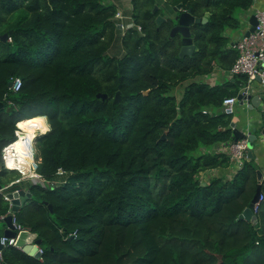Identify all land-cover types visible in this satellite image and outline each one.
<instances>
[{
    "label": "trees",
    "instance_id": "1",
    "mask_svg": "<svg viewBox=\"0 0 264 264\" xmlns=\"http://www.w3.org/2000/svg\"><path fill=\"white\" fill-rule=\"evenodd\" d=\"M130 1L124 27L111 0H0V35L10 31L0 38V185L19 176L3 165V145L25 149L37 134L36 170L47 180L66 172L61 183H29L14 212L42 258L8 244L0 264H264L254 155L231 176L201 179L235 164L213 147L233 139L222 100L247 79L200 77L229 70L237 52L226 30L253 0ZM177 3L206 16L190 25L197 49L183 56L167 11ZM258 182L253 222L241 213ZM8 210L0 190V217Z\"/></svg>",
    "mask_w": 264,
    "mask_h": 264
},
{
    "label": "built area",
    "instance_id": "2",
    "mask_svg": "<svg viewBox=\"0 0 264 264\" xmlns=\"http://www.w3.org/2000/svg\"><path fill=\"white\" fill-rule=\"evenodd\" d=\"M161 1V0H160ZM256 16V24L254 25L253 30L248 34L241 35L236 38L232 46L235 48L237 54L236 57L229 68L230 74H244L246 75V83L240 87L239 93H241V98L239 100L245 101L247 104H252L251 102V91L254 89L252 86L253 83H258L261 88L262 93L258 95L260 114L264 116V8H256L254 11ZM249 27V26H248ZM247 27V28H248ZM9 38V37H8ZM21 85V80L19 77H15L11 84L10 88L12 90H17ZM257 88V89H258ZM238 100L237 95L225 96L222 100V108L225 112H233V104ZM262 126H264V119L261 121ZM21 131L18 126L15 129V135L17 137V132ZM246 134L250 132H245ZM13 142H8L3 145L1 150V157L3 165L8 169H15L19 172V176L15 178L13 182H19L21 179L27 178L32 182H37L43 185H52L56 184L61 180L60 176L64 175L66 172L63 169L57 171V177L52 180L45 179L37 170H36V161L35 166L32 170H28L27 173H24L22 169L19 168H10L7 164L8 157L13 151ZM248 146V135L238 138L236 141L229 140L227 143L222 145V148L217 149L227 153L232 161H234L238 166L242 163L244 158H247ZM6 187V186H5ZM0 190L3 191V186L0 187ZM4 192V191H3ZM4 198L8 200V197L4 193ZM263 198L262 193H260L258 201L254 204L253 212L257 210V206L260 200ZM9 201V200H8ZM9 207L11 208V203L9 202ZM3 217V215H2ZM12 224L14 230L18 231L21 229H28L27 227L21 225L16 221L14 213H12ZM15 237H8L5 235L0 236V259L2 258V247L8 244H14ZM34 251L38 253V258H42L43 249L38 243H33ZM22 248V247H21ZM36 257V256H35Z\"/></svg>",
    "mask_w": 264,
    "mask_h": 264
},
{
    "label": "water",
    "instance_id": "3",
    "mask_svg": "<svg viewBox=\"0 0 264 264\" xmlns=\"http://www.w3.org/2000/svg\"><path fill=\"white\" fill-rule=\"evenodd\" d=\"M158 7L157 4L154 5L153 11ZM173 14L172 18L174 20V24L170 28V34L173 35L174 33L178 32L181 35V45L179 48V56H183L185 54H191L193 50L197 49L195 44L193 43V38L191 36L190 31V25L194 22H198L200 20H206V16L201 18L198 16H194L190 8L188 9H182L181 3H177L175 6H173ZM165 20V17L161 14H158L156 16V21L160 23V21ZM256 16L254 13H252L249 16V27L245 30V34H248L251 30H253L254 25L256 24ZM9 32H3L0 35V38L5 39ZM11 84V82H9ZM98 95H101L102 97H105V93H97ZM237 98H241V93L237 94ZM119 99V91L116 92L114 100ZM252 105H257L258 103L254 102V99L252 98ZM2 106V103L0 102V107ZM231 125H233V122H231ZM256 130V129H255ZM43 133V132H42ZM232 134H233V141H236L240 137H244L248 135V146L249 149L247 150V155L251 156L252 153V146L254 142L262 141L264 138V126L260 128V135L254 133H248L246 134L241 129H238L235 126H232ZM162 137H164V134H162ZM262 139V140H261ZM257 179L260 180L262 177V170L258 168L257 170ZM12 188L3 187V191L5 192L6 196L8 197L9 202L11 203V209L12 210H18L19 207L23 204V202L31 196V192L29 188L19 185L17 182L13 184ZM1 187V185H0ZM7 189V190H6ZM261 193V184L260 182L256 185V190L254 195L252 196L248 206L244 208L241 215H243L246 218H251V220L254 222L256 220V214L253 212L254 204L258 201L259 196ZM48 206L51 208V204H48ZM2 219L6 222L7 227L4 229L3 234L8 237H15L14 245L18 247H22L23 250L29 252L30 254H33L34 256H38L37 252H33L34 249H30L31 243H40V238L37 237V233L21 229V230H14L13 224H12V214L8 213L2 217ZM1 247V244H0ZM2 264H7L5 262H2Z\"/></svg>",
    "mask_w": 264,
    "mask_h": 264
},
{
    "label": "crops",
    "instance_id": "4",
    "mask_svg": "<svg viewBox=\"0 0 264 264\" xmlns=\"http://www.w3.org/2000/svg\"><path fill=\"white\" fill-rule=\"evenodd\" d=\"M113 2H115L118 5V10H120L122 12L121 17H119V21L121 23H127V24H131V15L129 13L128 10H122L121 5L123 4V0H111ZM256 8H264V0H253L252 5L246 9V10H242L239 13L240 18H242L241 20H243L244 22H246V25L235 29L232 28H228L226 30V33L229 34L230 36V44L233 43V41L240 37L241 35L244 34L245 30L247 29V27L249 26V16L254 13ZM169 12V14H173V9L171 10H167ZM231 74L229 73V71H223L220 69H214L209 75L204 76L203 79H205L207 83L209 84H214L217 82L222 81L224 78H228L230 77ZM252 86L254 87V89L251 91V101L252 98L254 99L255 103H258L257 105H250L247 104L245 101H241V100H237L235 104H233V112H232V121L233 125L237 127L238 129H241L244 132H250V133H254L255 129L258 130L261 128L262 124L261 121H263L264 116H262L260 114V104H259V98L258 95L262 93L261 88L259 87V84L253 83ZM258 88V89H257ZM45 117H47L46 115H44ZM20 121V120H19ZM18 122V121H17ZM18 126V125H16ZM18 128H20V126H18ZM48 128H49V124H48ZM47 128V129H48ZM19 132V131H18ZM17 132V134H18ZM256 133V132H255ZM258 135V134H257ZM18 138V135L17 137ZM262 140V139H261ZM16 141V140H15ZM226 142H220L219 144H217L216 146L213 147L214 150L220 149L222 148V145L226 144ZM18 147L16 148V153L18 154V156L20 157V161H31V157H33L35 155V149L32 147V144L29 145L27 148H25L24 153H23V146L17 145ZM224 152V151H223ZM252 153L255 157L256 163L258 164L259 168L262 170V174H264V138L262 141H258V142H254L253 146H252ZM33 161V160H32ZM32 163V162H31ZM239 166L235 163L231 166H228L226 168H211L208 170H205L202 172V176L201 179L202 181H207L208 177L211 175H225V176H231L236 169ZM14 168V167H12ZM31 170V169H29ZM13 180L6 182L5 184H3V187H7L8 188H12V186H14L13 184L15 182L12 183ZM32 181L30 179L24 178L21 179L19 182H17L18 184H20L21 186L27 187V185L29 183H31ZM28 188V187H27ZM6 189V190H7ZM5 193V192H3ZM22 206V205H21ZM20 206V207H21ZM19 207V208H20ZM17 211V210H16ZM15 210H12L9 207L8 213L12 214L14 213ZM7 213V214H8ZM7 227L6 222L2 219V217H0V236L4 235L3 231L4 229ZM29 230V229H27ZM31 231V230H30ZM34 245L31 243L30 245V249H34ZM29 253V252H28Z\"/></svg>",
    "mask_w": 264,
    "mask_h": 264
},
{
    "label": "rangeland",
    "instance_id": "5",
    "mask_svg": "<svg viewBox=\"0 0 264 264\" xmlns=\"http://www.w3.org/2000/svg\"><path fill=\"white\" fill-rule=\"evenodd\" d=\"M121 7H122V10L124 11V10H128V11H130V9L132 8V4H131V1L130 0H123V4L121 5ZM241 11H239V12H237V16H238V14L240 13ZM121 15H122V12L120 11V10H118L117 9V12H116V14H115V17H117V18H119V17H121ZM131 18H132V16H130ZM239 18H240V16H239ZM242 18H240V20H241ZM121 25V24H120ZM123 25H124V27L126 26V23H123ZM128 25H130V23L128 24ZM245 26L246 25V22H244L243 20H241V24H240V26L239 27H241L242 28V26ZM122 26V25H121ZM121 51H119V50H117V47L116 48H112L111 50H110V53H116V55H119V53H120ZM123 52V51H122ZM202 80H204V81H206L205 79H203L204 78V76H202V77H200ZM181 91H182V87L181 86H178L177 88H176V93L178 94V96L180 95V93H181ZM262 127V126H261ZM255 132H256V134H259L260 135V129H258V130H255ZM40 134V133H39ZM38 135V134H37ZM36 135V136H37ZM36 136H35V138H36ZM35 138L33 139V145H32V147L35 149V147H34V142H35ZM23 150H25V149H23ZM34 157V156H33ZM34 159V158H33ZM15 170V169H14ZM17 171V170H16ZM10 173H15L16 174V172L14 171V172H12V171H10ZM19 173V172H18ZM263 175V174H262ZM65 176H66V174H64V175H62V176H60V179H62V180H58L59 182L58 183H61V182H63L64 181V178H65ZM228 176V175H227Z\"/></svg>",
    "mask_w": 264,
    "mask_h": 264
},
{
    "label": "bare ground",
    "instance_id": "6",
    "mask_svg": "<svg viewBox=\"0 0 264 264\" xmlns=\"http://www.w3.org/2000/svg\"><path fill=\"white\" fill-rule=\"evenodd\" d=\"M15 142V141H14ZM13 142V151L11 152L10 156L8 157V161L7 164L10 168L14 167V168H19L22 169L24 171V173H27L29 169H33V167L35 166V162L33 160V158L35 157H31V161H20V157L18 156V154L16 153V148L18 147L17 144H15ZM24 147V146H23ZM33 160V161H32ZM32 162V163H31Z\"/></svg>",
    "mask_w": 264,
    "mask_h": 264
},
{
    "label": "clouds",
    "instance_id": "7",
    "mask_svg": "<svg viewBox=\"0 0 264 264\" xmlns=\"http://www.w3.org/2000/svg\"><path fill=\"white\" fill-rule=\"evenodd\" d=\"M17 127V126H16Z\"/></svg>",
    "mask_w": 264,
    "mask_h": 264
}]
</instances>
